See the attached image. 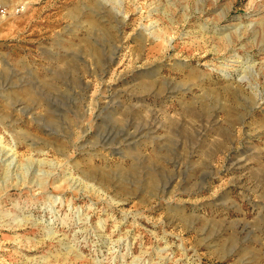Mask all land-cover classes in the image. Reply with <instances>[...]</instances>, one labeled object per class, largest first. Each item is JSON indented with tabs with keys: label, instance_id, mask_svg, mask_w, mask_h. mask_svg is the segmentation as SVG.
<instances>
[{
	"label": "rangeland",
	"instance_id": "rangeland-1",
	"mask_svg": "<svg viewBox=\"0 0 264 264\" xmlns=\"http://www.w3.org/2000/svg\"><path fill=\"white\" fill-rule=\"evenodd\" d=\"M0 264H264V0H0Z\"/></svg>",
	"mask_w": 264,
	"mask_h": 264
},
{
	"label": "bare ground",
	"instance_id": "bare-ground-1",
	"mask_svg": "<svg viewBox=\"0 0 264 264\" xmlns=\"http://www.w3.org/2000/svg\"><path fill=\"white\" fill-rule=\"evenodd\" d=\"M114 135V134H113Z\"/></svg>",
	"mask_w": 264,
	"mask_h": 264
}]
</instances>
